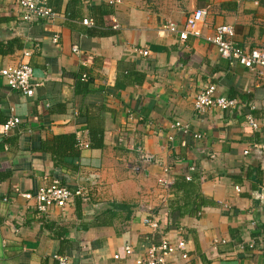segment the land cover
<instances>
[{
    "label": "crops",
    "instance_id": "obj_1",
    "mask_svg": "<svg viewBox=\"0 0 264 264\" xmlns=\"http://www.w3.org/2000/svg\"><path fill=\"white\" fill-rule=\"evenodd\" d=\"M49 5L54 21L25 23L11 0H0V69L28 64L40 84L28 97L0 76V264H56V256L71 264H134L162 238L185 242L186 264H264V81L221 58L210 42L227 25L238 46L264 49V2ZM198 9L206 12L202 36L180 42L186 17ZM168 23L174 30L165 32ZM84 74L87 86L76 92ZM209 86L237 106L197 112L194 99ZM12 117L20 123L4 133ZM176 121L189 134L171 130ZM92 134L101 135V148L91 147ZM69 136L78 156L56 164L51 140ZM56 178L80 185L82 196L39 215L22 195ZM250 242L254 249L242 251ZM178 256L169 262L185 264Z\"/></svg>",
    "mask_w": 264,
    "mask_h": 264
},
{
    "label": "built area",
    "instance_id": "obj_2",
    "mask_svg": "<svg viewBox=\"0 0 264 264\" xmlns=\"http://www.w3.org/2000/svg\"><path fill=\"white\" fill-rule=\"evenodd\" d=\"M107 6L115 8L119 6L123 0H104ZM257 2L264 0H256ZM20 11L21 20L25 23H33L36 21L52 22L56 19L57 14L49 5V0H11ZM206 16L204 10L198 9L189 14L178 32V40L182 43L186 42L188 38H200L202 36L203 21ZM82 23L86 26H92L91 19H85ZM163 31L169 32L174 30V26L170 23L162 28ZM233 28L227 25L219 26L215 29L214 35L210 40L211 44L216 48L218 55L235 63L247 71L254 74L258 82L264 81V49H245L238 46L233 40ZM53 43L58 44V36L52 39ZM72 52L76 55L79 53L77 45L72 46ZM148 53L143 52L142 55L146 56ZM28 56L29 53H23ZM0 76L6 81L8 88L12 91L19 92L28 97L33 95L34 88L38 87L39 83L33 82L34 69L28 64H19L15 66H8L0 69ZM87 76L82 75V80L86 81ZM194 109L197 112H203L208 108H216L220 111H228L237 106L235 99H229L215 95V87L209 86L200 91L194 99ZM246 122L252 129H257L258 125L251 116L246 117ZM20 123L17 117H12L3 125L4 133H7L11 128L18 126ZM171 130L181 132L182 134H189L187 125L179 121L171 125ZM195 139L201 138L198 134H192ZM78 146L87 149L89 145L84 142L78 141ZM168 169L164 173H168ZM64 179H51L44 182V184L37 190L34 195L23 194L22 197L26 200H33L35 203V210L39 215H46L50 208L64 209L67 207L74 198L82 196V187L76 186L70 188ZM186 181H190V177H186ZM158 184L168 189L172 185L171 181L167 179H158ZM239 191L238 187H235ZM149 228L156 230L158 224L154 220L145 219L143 221ZM254 243L250 242L246 247H242V251L254 249ZM125 254H130L131 248L125 246L123 249ZM185 264L189 261L186 244L182 240H177L176 243H171L167 238H162L159 245L150 246L147 249L145 256L135 260L134 264H171L169 259L175 255ZM115 260L119 259L118 255H114ZM56 264H71V262L63 256L55 257Z\"/></svg>",
    "mask_w": 264,
    "mask_h": 264
},
{
    "label": "trees",
    "instance_id": "obj_3",
    "mask_svg": "<svg viewBox=\"0 0 264 264\" xmlns=\"http://www.w3.org/2000/svg\"><path fill=\"white\" fill-rule=\"evenodd\" d=\"M108 14H111V13L105 12V15H108ZM95 28H96V26L94 24L92 26V29H95ZM86 86H87L86 82L82 80V75H78L76 78V92L81 91V90H79L80 89L79 87L82 88V87H86ZM51 141L53 142V149L50 148L49 150H51L56 164H60V165L63 164L64 160H65L64 158H67L69 156H73V157L78 156V151H76V149H75V145L77 143L73 137H71V136L62 137V138H56L55 137ZM90 145H91V147H94V148H101V146H102L101 135L100 134H98V135L92 134L91 138H90ZM185 180H186V178H185ZM190 181H191V177H190Z\"/></svg>",
    "mask_w": 264,
    "mask_h": 264
}]
</instances>
